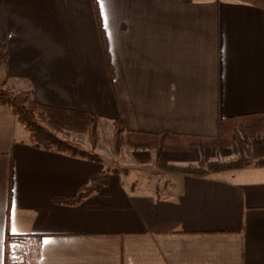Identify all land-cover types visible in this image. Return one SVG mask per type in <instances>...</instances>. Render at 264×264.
Here are the masks:
<instances>
[{
  "label": "crops",
  "instance_id": "1",
  "mask_svg": "<svg viewBox=\"0 0 264 264\" xmlns=\"http://www.w3.org/2000/svg\"><path fill=\"white\" fill-rule=\"evenodd\" d=\"M0 42V83L100 124L213 135L264 112V9L242 0H0ZM104 164L34 146L0 103V264H264V166L109 171L60 201Z\"/></svg>",
  "mask_w": 264,
  "mask_h": 264
},
{
  "label": "trees",
  "instance_id": "2",
  "mask_svg": "<svg viewBox=\"0 0 264 264\" xmlns=\"http://www.w3.org/2000/svg\"><path fill=\"white\" fill-rule=\"evenodd\" d=\"M180 1L189 3L194 0ZM242 1L264 9V0ZM7 57L6 45L0 42V67L5 64ZM0 103L12 109L34 146L102 160L99 155L64 138L84 134L95 147L99 141L100 125L96 113L41 103L34 98L31 90H12L6 79L0 83ZM111 124L112 140L117 149L122 145L132 147L138 163L150 162L151 152L154 151L156 165L164 172L206 177L215 172L264 166V112L221 118L217 132L213 135L183 134L168 130L131 131L126 129L123 119H115ZM231 154L236 155L232 160L219 159ZM108 177L109 171L102 170L94 174L91 183L84 186L77 195L60 201L79 203L90 193L100 190L107 183ZM12 238L20 239L21 235Z\"/></svg>",
  "mask_w": 264,
  "mask_h": 264
},
{
  "label": "rangeland",
  "instance_id": "3",
  "mask_svg": "<svg viewBox=\"0 0 264 264\" xmlns=\"http://www.w3.org/2000/svg\"><path fill=\"white\" fill-rule=\"evenodd\" d=\"M64 137V136H63ZM64 138L77 144L83 149L92 151L99 155L105 161V167L108 171H125V172H164L158 169L156 165V154L151 152L152 159L150 162L138 163L133 155V148L128 145H122L120 148L114 146L112 140V126L103 123L99 125V141L95 147L88 141L84 134H73L65 136ZM236 157L235 154L228 156H221L219 159L222 161H229ZM183 164V163H182ZM33 257V256H32ZM34 259L29 254H26L24 260L14 261L13 264H33Z\"/></svg>",
  "mask_w": 264,
  "mask_h": 264
}]
</instances>
